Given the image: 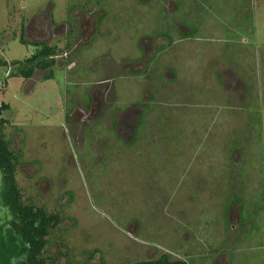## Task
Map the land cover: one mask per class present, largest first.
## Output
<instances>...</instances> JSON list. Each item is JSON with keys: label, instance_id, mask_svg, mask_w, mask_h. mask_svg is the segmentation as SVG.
Returning <instances> with one entry per match:
<instances>
[{"label": "rangeland", "instance_id": "1", "mask_svg": "<svg viewBox=\"0 0 264 264\" xmlns=\"http://www.w3.org/2000/svg\"><path fill=\"white\" fill-rule=\"evenodd\" d=\"M91 1L0 0V61L65 49L48 81L0 67L18 186L63 218L49 254L264 264V0Z\"/></svg>", "mask_w": 264, "mask_h": 264}, {"label": "trees", "instance_id": "2", "mask_svg": "<svg viewBox=\"0 0 264 264\" xmlns=\"http://www.w3.org/2000/svg\"><path fill=\"white\" fill-rule=\"evenodd\" d=\"M178 6H181V4H178ZM187 26L190 27L189 24ZM248 29L253 34V24L249 25ZM193 33L194 31L185 37H194ZM34 46L36 49L29 58L13 62L0 61V67L7 72V79L4 80L5 84L11 78H20L25 82L33 79L48 81L53 78L56 57L60 56L65 49L44 43L34 44ZM69 46L70 41H67L66 49ZM9 110L10 106L8 104H0V173L3 182L1 198L2 204L13 216L11 221L5 223L7 229L0 227V264H12L18 253L19 257H23V262L21 261L18 264H57L60 254L58 253L55 256L49 254V239L63 222V218L59 214L49 213L43 208L37 207L32 200H25L23 197L17 182L18 155L10 150V143L6 140L4 134L7 121L3 118V114ZM144 114L142 112V116ZM260 121L261 116L259 115L256 125L260 124ZM139 129L138 126L136 134H138ZM227 210L229 212V208ZM135 264L189 263L186 261H172L168 256H162L155 261Z\"/></svg>", "mask_w": 264, "mask_h": 264}, {"label": "flooded vegetation", "instance_id": "3", "mask_svg": "<svg viewBox=\"0 0 264 264\" xmlns=\"http://www.w3.org/2000/svg\"><path fill=\"white\" fill-rule=\"evenodd\" d=\"M94 2L90 0V3L88 5H92ZM76 7H78V5H75ZM96 6V5H95ZM79 8V7H78Z\"/></svg>", "mask_w": 264, "mask_h": 264}]
</instances>
